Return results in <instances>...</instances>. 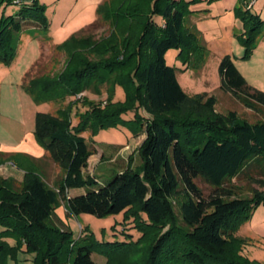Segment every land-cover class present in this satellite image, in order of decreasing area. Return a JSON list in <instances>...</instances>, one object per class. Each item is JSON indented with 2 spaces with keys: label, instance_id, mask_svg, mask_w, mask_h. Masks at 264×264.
I'll use <instances>...</instances> for the list:
<instances>
[{
  "label": "trees",
  "instance_id": "obj_1",
  "mask_svg": "<svg viewBox=\"0 0 264 264\" xmlns=\"http://www.w3.org/2000/svg\"><path fill=\"white\" fill-rule=\"evenodd\" d=\"M201 1L105 0L98 14L111 23L107 37L72 35L58 44L70 55L59 75L32 78L29 84L24 80L35 101L73 96L94 83H109L110 91L106 104L89 102L76 125L51 112L36 113V138L64 176L58 192L33 169L26 171L19 188L0 175V264L21 248L37 254L36 264L58 263L66 244L75 251L70 264H99L92 257L95 250L130 254L117 264H261L243 254L246 239L235 232L264 204V120L251 122L236 111H217L215 95L188 94L177 67L166 58L172 48L180 49L185 59L203 49L186 21L194 11L191 6ZM241 2L246 6H236L243 20L238 36L245 46L243 58H248L264 20L252 12L250 0ZM49 24L46 4L39 0H0V61L14 59L16 34L25 28L47 30ZM219 73L223 91L251 109L264 107V90L247 81L231 55L222 58ZM117 85L125 89V101H114ZM130 111L134 117L125 119ZM120 124L135 136L146 134L139 147L141 164L128 165L107 181L86 174L94 152L85 131L94 135ZM241 176L263 190L236 196L225 185ZM198 177L207 179L214 193L206 197ZM71 188L85 190L70 196L66 192ZM61 194L68 215L123 213L124 222H133L141 235L97 241L90 234L80 244L57 214ZM178 197L181 219L175 210Z\"/></svg>",
  "mask_w": 264,
  "mask_h": 264
},
{
  "label": "rangeland",
  "instance_id": "obj_2",
  "mask_svg": "<svg viewBox=\"0 0 264 264\" xmlns=\"http://www.w3.org/2000/svg\"><path fill=\"white\" fill-rule=\"evenodd\" d=\"M39 1L46 4V15L50 23L47 29L49 32L45 31L56 44L47 38L44 29L25 28L15 35L17 50L12 62L0 61V165L14 162L15 166L25 173L28 169H33L42 175L50 187L60 192L64 171L58 164H54L50 159H43L36 164L26 154H9L2 158V153L3 151L25 152L24 149L31 143L38 142L34 133L38 111L66 117L76 125L80 120V114L89 108V102L106 104L110 84L94 83L73 96L63 94L49 101H35L26 90L24 80L29 84L32 78L56 77L65 69L70 59L67 51L59 48L58 44H63L74 34L91 36L95 40L107 37L110 34L111 23L98 14L99 6L105 0L101 2H98L100 0ZM250 1L252 12L262 13L261 18L264 20V0ZM237 5L246 6L241 0H203L193 4L191 9L194 11L186 21L187 25L196 31L197 43L203 46V49L197 50L189 59H185L184 56L179 55L180 49L172 48L167 52L166 58L170 65L177 67L179 82L188 94L215 95L217 111L222 113L236 111L241 118L255 122L264 120V107L260 105L258 109H251L220 87V63L222 58L229 54L247 81L264 90V29L258 36L251 55L243 58L245 46L238 36L243 30V20L236 8ZM94 56L91 55V58H95ZM126 97L125 89L117 85L114 101H125ZM134 115L135 112L130 111L123 117L131 119ZM84 135L94 152L89 159L88 167L84 170L86 174L107 181L119 171L126 169L128 165L137 167L142 162L139 147L146 134L135 136L130 127L120 124L103 128L94 135L91 130H87ZM0 175L13 180L15 187H21L23 180L6 177L7 174ZM196 181L206 197L214 193L215 188L207 179L198 177ZM225 186L235 190V195L241 197H251L257 188L263 190L246 176L235 177ZM59 200L57 214L72 232L73 239H84L92 234L97 241H113L124 240L125 234H132L134 239L141 235L133 222H124L123 213L105 217L89 213L68 215L63 194L60 195ZM181 200L179 197L175 198V210L180 219ZM235 236L246 239L243 246L245 256L264 264V204H261L249 219L241 223ZM6 240L10 245H16L15 239L9 237ZM79 243H82L81 239ZM74 254L75 251L72 252L69 244H66L59 253L60 262L53 264H70L71 256ZM129 255L124 253L117 256L111 251L102 253L95 250L92 257L99 264H106L108 261L117 264L119 259H130ZM36 256L35 252H26L25 248L17 249L7 256L5 264H36Z\"/></svg>",
  "mask_w": 264,
  "mask_h": 264
},
{
  "label": "crops",
  "instance_id": "obj_3",
  "mask_svg": "<svg viewBox=\"0 0 264 264\" xmlns=\"http://www.w3.org/2000/svg\"><path fill=\"white\" fill-rule=\"evenodd\" d=\"M103 0H100L98 2H101ZM263 14L261 13V16ZM97 19V18H96ZM50 25V24H49ZM88 26V25H87ZM86 26V27H87ZM40 28H32V30H39ZM49 29V28H48ZM43 30V29H42ZM45 31V30H43ZM47 32H49V30H47ZM45 31V33H47ZM48 35V39H52L50 38L49 36V33H47ZM54 44H56L53 40H51ZM43 42V41H42ZM42 42H40V45L42 44ZM38 60V59H37ZM36 62V61H35ZM19 147V146H18ZM17 147V148H18ZM11 148H15V147H11ZM25 152L23 151H9V152H5L3 151L2 153V158H4L5 155H9V154H23V155H27L29 156L31 159H33V161L37 164V163H40L41 160L43 159H50L54 164H56L54 162V160L50 157V154L49 152L44 148L42 147L37 141L36 142H33L30 144V146H28L27 148L24 149ZM0 174H7L6 177H15L19 180H23L24 178V175H25V171L24 170H21L19 168H17L15 166V163L14 162H6V163H2L0 165ZM84 190H82L81 188H71L68 190V195L70 196H75L77 194H80L82 193ZM59 215V214H58Z\"/></svg>",
  "mask_w": 264,
  "mask_h": 264
}]
</instances>
